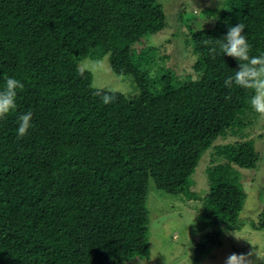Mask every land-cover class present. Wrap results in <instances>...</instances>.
Wrapping results in <instances>:
<instances>
[{
	"label": "trees",
	"instance_id": "trees-1",
	"mask_svg": "<svg viewBox=\"0 0 264 264\" xmlns=\"http://www.w3.org/2000/svg\"><path fill=\"white\" fill-rule=\"evenodd\" d=\"M216 12L182 22L179 45L192 46L193 75L163 68L151 77L148 64L167 55L138 43L166 26L159 0H0V90L5 75L24 84L0 119V264L149 256L153 192L196 200L195 208L202 200L199 212L215 226H243L240 171L255 168L260 153L250 140L235 141L237 125L241 115H261L251 90L224 86L238 61L215 41L243 23L250 55L264 54V0H223ZM106 54L113 72L132 76L133 95L93 86L79 65ZM105 94L114 100L105 104ZM29 111L33 127L18 138V117ZM229 134L234 142L215 145ZM212 148L201 196L192 177ZM251 225L264 229V204ZM217 239L211 229L198 256Z\"/></svg>",
	"mask_w": 264,
	"mask_h": 264
},
{
	"label": "rangeland",
	"instance_id": "rangeland-1",
	"mask_svg": "<svg viewBox=\"0 0 264 264\" xmlns=\"http://www.w3.org/2000/svg\"><path fill=\"white\" fill-rule=\"evenodd\" d=\"M159 2L163 4L167 15L166 26L157 33L146 35L138 43L141 44L143 41H147L149 45L156 43L159 48L164 45L155 52L167 57L146 65L150 76L156 77L164 70L163 68L173 69L179 75L188 73L193 75L192 65L195 57L192 54V46L186 48L185 45H179L184 40L180 36L181 31L185 30V24L182 22L188 24L194 19L193 22L201 23L200 18H204L208 13L215 17L216 11L223 6V0H159ZM187 5L186 12L183 8ZM193 14L197 17H193ZM79 65L92 73V84L95 87L121 91L126 95H133L137 91L132 76L113 72L109 54L98 59L86 57ZM239 120L244 125H237L238 138L229 134L219 138L215 145L231 143L233 138L235 141L250 140L260 153V160L255 168L240 171V183L247 195L240 215L243 226L236 230H230L224 224L215 226L199 212L202 200H197L198 207L195 208L196 200L189 201L185 197L183 201L178 197L153 192L148 200V207L151 210V253L149 256L133 257L124 264H225L226 258L232 253L246 256L252 253L249 257L252 264H264V229H255L251 225V222L258 221L264 204V116L257 120L249 115H241ZM215 150L216 148H212L208 151L192 177V189L201 196H206L209 191V187L206 189L208 184L205 170L212 160L210 154ZM211 229L218 231V239L207 249L201 250L198 256L197 249L200 244L207 242ZM225 230L229 233L235 231L240 239L226 234Z\"/></svg>",
	"mask_w": 264,
	"mask_h": 264
},
{
	"label": "clouds",
	"instance_id": "clouds-1",
	"mask_svg": "<svg viewBox=\"0 0 264 264\" xmlns=\"http://www.w3.org/2000/svg\"><path fill=\"white\" fill-rule=\"evenodd\" d=\"M245 28L246 26L243 23L229 26L227 34L222 39H216L215 41L223 55L233 57L238 61V69L235 70L234 75L225 79L224 86L231 88L235 84L240 88L251 90L254 94L251 96L250 106L258 114L264 116V54L259 56L250 55L251 46L247 41V36L243 34ZM216 54L217 48L213 47L211 49L212 57L215 58ZM23 88L24 84L20 80L5 75V87L0 90V119L5 118L7 114L15 109L17 89ZM96 94L99 95V93ZM101 98L105 104L114 100L113 96L107 94L102 95ZM32 120L33 114L31 111L18 117V138H23L29 129L33 127ZM225 232L240 239L235 231L229 233L225 230ZM251 255L252 253H249L248 256L232 253L226 258L225 264H252L249 260ZM256 255L259 257L258 253Z\"/></svg>",
	"mask_w": 264,
	"mask_h": 264
}]
</instances>
